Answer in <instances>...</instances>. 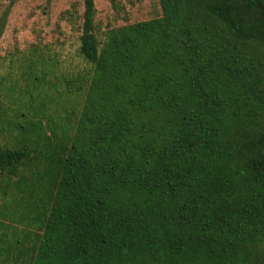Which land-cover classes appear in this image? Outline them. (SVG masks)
Here are the masks:
<instances>
[{"label":"trees","instance_id":"obj_1","mask_svg":"<svg viewBox=\"0 0 264 264\" xmlns=\"http://www.w3.org/2000/svg\"><path fill=\"white\" fill-rule=\"evenodd\" d=\"M159 4L99 37L84 0L61 128L43 62L0 94V264H264V0Z\"/></svg>","mask_w":264,"mask_h":264},{"label":"rangeland","instance_id":"obj_2","mask_svg":"<svg viewBox=\"0 0 264 264\" xmlns=\"http://www.w3.org/2000/svg\"><path fill=\"white\" fill-rule=\"evenodd\" d=\"M84 0H0V86L2 101L11 99L8 88L19 91L24 86L22 71L28 57L43 62L45 82L41 87L43 100L49 102L47 115L61 128L65 123L64 109L80 104L83 94L65 96V80L85 76L91 69L78 54L82 30ZM95 32L99 37L111 28L150 20L161 15L159 0H94ZM2 76V77H1ZM18 95H12L16 98ZM67 97V98H66ZM68 99V100H67ZM40 103H36L39 107ZM46 133L50 131L44 122ZM60 135V129L55 131ZM16 132L12 133V137ZM12 137L0 135V146L10 147Z\"/></svg>","mask_w":264,"mask_h":264}]
</instances>
